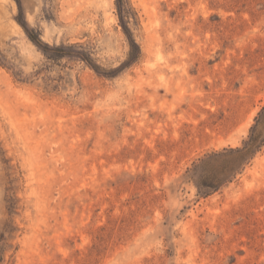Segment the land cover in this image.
<instances>
[{
  "label": "rangeland",
  "instance_id": "374dc122",
  "mask_svg": "<svg viewBox=\"0 0 264 264\" xmlns=\"http://www.w3.org/2000/svg\"><path fill=\"white\" fill-rule=\"evenodd\" d=\"M118 1L0 0V264H264V0Z\"/></svg>",
  "mask_w": 264,
  "mask_h": 264
},
{
  "label": "trees",
  "instance_id": "16d2710c",
  "mask_svg": "<svg viewBox=\"0 0 264 264\" xmlns=\"http://www.w3.org/2000/svg\"><path fill=\"white\" fill-rule=\"evenodd\" d=\"M16 1L21 9L20 0H16ZM118 2L121 6L120 7L121 10L126 14H129L128 12V10H130L129 5L125 2V0H119ZM21 24L24 28H26L24 23ZM27 33L30 40L36 43L38 46H40V48L44 51V53H46V55H47V51L49 50H53L54 52H56V57L58 58H63L68 54V51L63 46L52 48L48 44L43 43V41L40 39V36L34 33V31L27 30ZM133 45L136 47V52L135 54L132 53V58L133 60H137L140 56V49L136 43H133ZM263 147H264V107L257 116L255 124L252 126L250 130V134L247 140L244 141L243 146L238 148H232L227 151L229 154L233 155L236 158V160H239L241 162L240 165L234 171L233 176L236 175L239 172V170H241L244 166H246L262 150ZM229 178L231 177H227L225 181H228ZM221 184L222 182L217 183V185H210L208 188L217 189L220 187Z\"/></svg>",
  "mask_w": 264,
  "mask_h": 264
}]
</instances>
